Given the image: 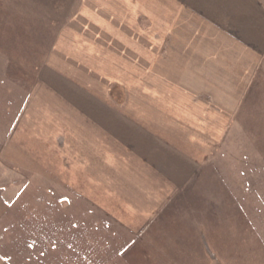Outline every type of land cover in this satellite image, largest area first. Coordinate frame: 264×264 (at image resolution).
Instances as JSON below:
<instances>
[{
  "label": "crops",
  "instance_id": "crops-1",
  "mask_svg": "<svg viewBox=\"0 0 264 264\" xmlns=\"http://www.w3.org/2000/svg\"><path fill=\"white\" fill-rule=\"evenodd\" d=\"M69 14L1 159L69 193L71 223L91 209L144 239L205 170L190 128L237 123L264 60V0H78ZM162 72L182 80L177 114L178 89L152 83Z\"/></svg>",
  "mask_w": 264,
  "mask_h": 264
},
{
  "label": "rangeland",
  "instance_id": "rangeland-1",
  "mask_svg": "<svg viewBox=\"0 0 264 264\" xmlns=\"http://www.w3.org/2000/svg\"><path fill=\"white\" fill-rule=\"evenodd\" d=\"M77 2L0 0V40L10 47L0 48V69L11 68L10 78L0 73V264H264V60L249 86L252 92L242 99L237 123L221 128L219 137L213 127L190 128L193 139L205 142V170L189 191L174 197L144 239L94 212L92 221L71 223L65 207L69 193L54 191L48 179L10 173L2 146ZM142 17L145 30L149 20ZM163 66L159 62L157 68ZM143 74L149 85V73ZM159 75L163 78L152 83L164 92L178 89V102H171L181 103L182 80ZM55 216L67 221L54 223Z\"/></svg>",
  "mask_w": 264,
  "mask_h": 264
},
{
  "label": "trees",
  "instance_id": "trees-1",
  "mask_svg": "<svg viewBox=\"0 0 264 264\" xmlns=\"http://www.w3.org/2000/svg\"><path fill=\"white\" fill-rule=\"evenodd\" d=\"M22 33H24L23 31H19L18 32V35H22ZM0 48L1 49H3V50H5L6 48L7 49H9L10 47H9V45L6 47L5 45H4V42H2L1 40H0ZM11 50H14L15 51V47H13V45H12V49ZM7 52V51H6ZM8 54V53H7ZM0 73H2V75L4 76V77H8V78H10L9 76H10V73H11V68L10 67H8L7 66V64L6 65H4V67H2L1 69H0ZM263 143H264V141H263ZM78 211L80 212V213H82V211H87V210H85L83 207H81V208H78ZM91 212V211H90ZM90 212L89 211H87V213H88V216L90 217ZM84 214V213H83ZM83 219L85 220V218H84V216H83ZM91 219V218H90ZM90 219H89V221H90ZM84 222V221H83ZM82 222V223H83ZM80 223V222H79ZM173 239H176V240H178V237L176 236V237H173Z\"/></svg>",
  "mask_w": 264,
  "mask_h": 264
}]
</instances>
